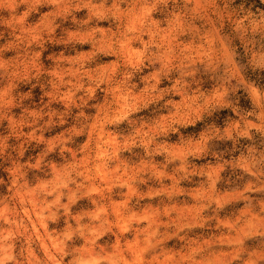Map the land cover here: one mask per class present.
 <instances>
[{"label":"clouds","instance_id":"clouds-1","mask_svg":"<svg viewBox=\"0 0 264 264\" xmlns=\"http://www.w3.org/2000/svg\"><path fill=\"white\" fill-rule=\"evenodd\" d=\"M0 264H264V0H0Z\"/></svg>","mask_w":264,"mask_h":264}]
</instances>
